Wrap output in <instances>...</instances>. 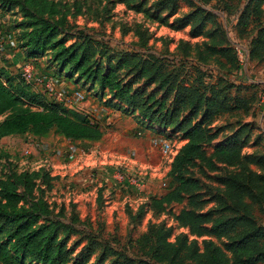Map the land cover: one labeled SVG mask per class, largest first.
<instances>
[{"label":"trees","instance_id":"obj_1","mask_svg":"<svg viewBox=\"0 0 264 264\" xmlns=\"http://www.w3.org/2000/svg\"><path fill=\"white\" fill-rule=\"evenodd\" d=\"M111 1L172 29L188 27L189 38H179L174 47L180 59L114 50L81 32L69 37L68 16L81 12L76 2L71 12L58 0H0V10L20 14L12 28L24 62L44 58L55 77L66 76L93 90L104 105L133 115L142 128L167 139L178 135L182 144L171 153L165 190L128 215L140 223L148 210L165 212L186 231L174 234L173 226L150 222L134 239L136 258L101 246L88 234L70 243L81 234L74 226L78 216L63 221V211L52 214L46 199L59 176L45 167L18 170L8 165L0 173V264H104L108 257L115 264L118 258L120 264H264V226L256 216L264 208V152L244 151L250 127L241 122L254 116L260 98L256 84H236L226 77L240 69L237 46L217 16L200 5L179 14L180 0ZM221 2L228 12L238 8L239 1ZM122 30L132 33L138 48L153 38L141 22ZM235 31L240 39L248 38V59L263 63L264 0L245 1ZM209 64L225 74L206 80L203 66ZM5 69L0 67V140L50 130L71 141L102 138L103 130L86 114L34 90L21 74ZM230 115L236 117L233 125L217 124ZM224 130L229 132L220 138ZM2 158L7 156L0 153V166ZM197 173L216 186L207 188ZM173 204L181 208L172 211Z\"/></svg>","mask_w":264,"mask_h":264},{"label":"rangeland","instance_id":"obj_2","mask_svg":"<svg viewBox=\"0 0 264 264\" xmlns=\"http://www.w3.org/2000/svg\"><path fill=\"white\" fill-rule=\"evenodd\" d=\"M58 1L67 3L71 12L75 2L81 6L79 14L70 13L68 16L69 37H76L78 32H81L105 42L114 50L154 53L177 62L180 59L174 50L177 40L189 38L188 27L172 29L166 24L148 18L142 12L127 9L124 4L115 1ZM238 1L237 10L228 12L221 0H208L207 3L203 0H180L179 14L190 11L194 5L211 10L226 31L230 42L237 46L240 69L232 76L226 77L236 84H256L260 98L254 105V116L248 115L241 119V122L248 123L250 127L248 144L244 151L264 152V62L257 63L248 59V38L240 39L236 34V19L246 0H232L233 4ZM4 14L5 19L0 21V67L6 68L10 74H20L24 61L16 46L17 30L12 28L14 23L12 20L20 18V14L12 15L10 12ZM171 19L172 16L169 17V21ZM138 22L143 23L153 34V38L144 48H138L135 44L136 38L131 32L124 33L122 30L123 26H132ZM189 61L185 63L188 64ZM37 63L47 68L48 73L40 74L37 70L36 75H52L55 80H62L67 84V101L64 105L90 116L103 130V136L98 141L79 142L65 139L54 130H50L41 136L25 133L3 137L0 140V153L7 158L1 159L0 173L4 172L8 165H14L18 170L45 167L51 174H57L59 179L55 181L53 189L47 192L46 199L52 206V214L63 211L61 217L63 221L69 222L72 215L78 216L79 221L74 226L80 229L81 234L79 237L72 236L70 243L88 234L96 238L101 246H111L122 255L136 258L134 239L150 222L163 221L174 227V234L186 231L185 228L178 227L165 212L156 214L148 210L140 223L131 222L128 215L129 211L136 212L140 204L165 190L169 180L166 173L170 160L182 144L178 135L169 138L173 154L162 155L150 141L151 137L156 136L155 131L142 128L133 115L104 105V98H100L93 90L74 84L72 79L66 76L55 77L54 67L48 64L46 59H40ZM203 67L208 73L206 80L216 79L219 75L225 74V71L218 70L212 64ZM32 86L34 90L45 91L44 86L38 83ZM75 91H80L84 99L76 100L73 97ZM46 93L51 97L48 92ZM235 121L236 117L230 115L220 118L217 124L223 125L227 122L233 125ZM138 130L142 133L137 134ZM228 132L224 130L219 137ZM69 154L73 156L69 157ZM117 170L138 176L143 186L135 190L119 184L114 177ZM197 176L208 186L207 188L216 186V183L207 176L199 173ZM180 208L179 204L170 206L175 212ZM256 216L259 223L264 226V208L257 211ZM101 249L102 247L97 249V254ZM94 258L95 256L92 260ZM112 260L113 257H108L104 264H115ZM120 263L121 259L118 258L117 264Z\"/></svg>","mask_w":264,"mask_h":264},{"label":"built area","instance_id":"obj_3","mask_svg":"<svg viewBox=\"0 0 264 264\" xmlns=\"http://www.w3.org/2000/svg\"><path fill=\"white\" fill-rule=\"evenodd\" d=\"M35 65L31 62H24L20 74L21 76L29 83L31 84H40L44 86V89L46 92H48L52 98H54L56 101L62 102L63 104L67 101V84H64L62 80L58 81L55 80V78L52 75H36L34 72ZM73 97L76 100H82L84 99V95L80 91H75L73 93ZM88 119H90V122H94L90 116H88ZM142 132L140 130L137 131V134H141ZM151 143L153 146H155L159 152L164 156L171 155L173 149L172 144L169 139L163 137V136H153L151 137ZM25 152H28V150H25ZM72 154H69V157H72ZM115 180L119 184H124L126 186L131 187L132 189H139L143 186L142 180L133 174L125 173L120 170H117L114 173Z\"/></svg>","mask_w":264,"mask_h":264},{"label":"crops","instance_id":"obj_4","mask_svg":"<svg viewBox=\"0 0 264 264\" xmlns=\"http://www.w3.org/2000/svg\"><path fill=\"white\" fill-rule=\"evenodd\" d=\"M0 18H1L0 19L1 22L5 19V14H3L1 12V10H0ZM20 56L22 57L21 54H20ZM21 59H23V57ZM38 66H39L38 63H35V70H36L35 73H37V70H39L38 73H40V74L48 73V69L47 68H44L43 66H39V67ZM5 137H9V136H5Z\"/></svg>","mask_w":264,"mask_h":264}]
</instances>
